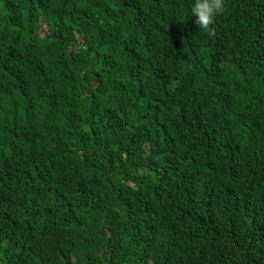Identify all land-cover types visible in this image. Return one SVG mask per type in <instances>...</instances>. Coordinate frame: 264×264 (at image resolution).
<instances>
[{"label": "trees", "instance_id": "obj_1", "mask_svg": "<svg viewBox=\"0 0 264 264\" xmlns=\"http://www.w3.org/2000/svg\"><path fill=\"white\" fill-rule=\"evenodd\" d=\"M190 8L0 0V264H264V0Z\"/></svg>", "mask_w": 264, "mask_h": 264}, {"label": "clouds", "instance_id": "obj_2", "mask_svg": "<svg viewBox=\"0 0 264 264\" xmlns=\"http://www.w3.org/2000/svg\"><path fill=\"white\" fill-rule=\"evenodd\" d=\"M190 11L191 15L196 17V24L199 29H203L211 35L215 18L224 11V0H191ZM124 60L134 62L140 60V55L136 52H130L124 57ZM149 67L152 66L149 64ZM130 105L143 111L149 110L146 97Z\"/></svg>", "mask_w": 264, "mask_h": 264}]
</instances>
